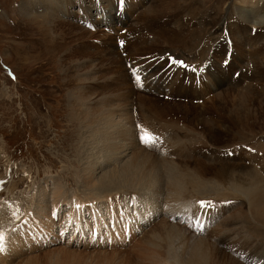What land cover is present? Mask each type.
<instances>
[{"label":"rangeland","instance_id":"374dc122","mask_svg":"<svg viewBox=\"0 0 264 264\" xmlns=\"http://www.w3.org/2000/svg\"><path fill=\"white\" fill-rule=\"evenodd\" d=\"M28 1L32 0H0V211H2L0 212V241L2 245L4 244L5 247H8V255L12 253L9 249L12 245L22 253L13 256L10 259L8 258L9 260L7 261V264H28V262L33 264H144V261L146 264V258L139 257L143 256L140 252L143 248L138 245L139 241H137L139 239L127 247H107L99 249L98 247L88 246L84 241L81 242L82 236L78 235L77 238L73 240L70 239L65 241L67 240L65 238L60 241L57 239L52 240L54 242L49 241L43 245L38 240L33 243L35 240L34 236L31 237V239H28L27 232L29 226L25 229V225H27L28 222V220H26L28 217L27 215L30 214L34 221L32 224H34V226L37 225L35 226L36 229H38V224L41 226L46 225L44 227V232L54 233L58 226L60 227L62 225V220L64 223V217L69 218V215L72 213L73 221L71 223H74L77 220V223H75L77 229L78 225L83 229L85 225L92 223L94 219L100 220L105 217L107 209H110L111 206H113L119 214L121 210H123L121 207L124 209L127 208V206L130 207L131 203L129 202L128 204L124 202V199L127 198L128 200L137 203L146 199L142 195L150 198L153 204L157 207L161 205L159 197H156L158 195L148 193L149 190L143 187H133L134 190L128 186H124L121 189L109 188V190L101 188L99 181L106 174L105 171L109 172L110 169H118V165L106 161L105 158H100V156L98 157L97 155L91 154L90 157L85 156L86 152L84 149L86 148L83 143L84 129L81 126L83 124L80 123L79 118L73 111V106L76 101V92L78 90V93H80L79 90H83L85 82V86L90 88L91 92L90 107L93 106V99L95 98H99L98 101L105 99L106 103L110 101H113L112 103L116 102L117 98L116 96L114 97V95H116L117 91L113 79L119 76V73L117 71V73L109 74V69L113 67V70H118L120 67L115 65L109 66L110 68L106 67L107 61L105 59L108 54H111L109 57H116V63H122L124 65L119 58V55L121 54V58H124V56L128 54V52H125L123 46L128 40L127 36H129L132 31L133 26H131V24L134 19L137 22L138 20L139 22L141 21L140 18L142 16L140 17L139 15L141 12L145 13L148 11L151 6L150 0H120V7H116L115 0H82L85 7H91L88 11L86 8H82L81 1H79V3L77 0H61V2L58 3L57 0H48L45 5L40 0H34L40 3L39 7L41 6V9L37 7L38 11L32 12L34 13L32 15L28 13L30 10L27 8L26 10L23 9L25 2ZM196 2L197 5H194L196 8L195 16L193 15L194 17L189 19L190 21L186 20L184 23L186 25L188 22L189 25L187 28L192 29L189 31V37L192 39L193 44L195 43L194 46L196 44L198 45L197 52H200L204 46H207L210 48V55L206 57L208 53H203V56L197 57L195 54L196 52L181 47L179 48L180 54L173 57L174 63H179L180 65L185 64L188 68L192 66L189 64L196 61L190 71L193 73L192 77L203 78V80L206 81L205 88L200 86V81H198L199 78L198 80L195 78L194 86L196 87L192 89L189 88L190 85L186 86L189 90L188 94H178L174 91L171 93L169 89H166L167 91L162 93L161 90L155 88V86L150 83L147 87L146 84L142 85L137 92H147L149 96H153L156 101H160V104L158 105L159 107H157L158 111H154L153 115L155 116L161 114L163 110V108L160 109L161 107L169 106L168 108L172 109L175 104L180 103L187 106H193L194 109L197 107V109H195L196 112L200 114L204 113V118L206 120H215L214 122H216L217 125H223L226 123L225 125L230 126L233 129L229 132H225L227 135L228 133L231 134L230 138L226 137L225 139L226 141L228 140L227 142L232 141L233 145L229 148L219 149V151L222 152L221 158L225 161L221 162L226 165L230 164L234 167H238L233 170V172H237L236 178L247 176L246 174L251 167H255V170L261 172V176L264 177V92L260 89V91L263 92L262 95L258 94V96L254 94L255 104H252L254 102L248 100L246 107L242 108L238 106L235 107L232 105L233 103H230L229 105L231 106L228 108L231 110H229L225 108V105L222 106L218 101L220 100V95H224V92L230 88L229 85H234L229 77L231 74L228 72V70L231 69L226 70L228 75L227 85L224 84L221 87L214 83L210 86L207 78L203 75L207 74L208 71L205 73L200 70V63L212 67V56L218 52H223L224 49L225 51H228L230 49L228 47L229 45L234 48V43L236 42L233 38L224 42L221 37L215 43L213 41L208 42V35H206L208 30H206V28L200 29L198 26L202 23H206L205 20H207V18L210 21L211 19L213 20V18L217 19L221 16L220 14L226 15L228 13L227 11L230 12V7H232L231 4H234V2L233 0H196ZM109 3H112V7L114 6V12L106 11V6ZM183 4V2L180 4L178 3V6L182 8ZM130 6H134L135 9L137 8L136 12H134V9H131ZM45 7H48L49 9H51V7H57L62 13L55 10L52 14H56L57 17L48 22V19H45V17L47 18L48 13L47 11H43V8ZM64 7H68V10H70L71 13L65 15ZM125 11H129L127 19L124 16ZM84 13L87 14L86 17H83ZM119 15H122L119 17L121 22L117 17ZM137 17H139V19ZM236 18H240L238 12H235V22L237 21ZM66 20H69V24L76 25L80 28L78 30L72 29V31H68V22ZM199 21H201V23H199ZM50 22L53 24L51 25ZM87 23H90L91 27L87 26ZM229 24L231 25L232 22ZM147 25V23L142 24V26L147 27L148 31L150 30V32L147 33L150 38H145L147 42L145 39L141 40L137 38V45L143 46L144 48L145 46L150 47L146 52L151 55L160 48V45L151 46L152 44H149L154 43V35L151 30L154 26L157 27L155 21L154 23H151V25H148L150 28L153 27L152 29ZM172 27H176V25L173 24ZM253 30L255 31V29ZM184 31H186L185 26ZM254 31H252V37L255 33ZM139 42H141L142 45ZM226 42L229 44L227 45V48ZM261 45H257V48L260 47L261 52L264 53ZM246 47L244 49L247 54L246 59L241 60L240 63L237 64L242 63V66H247V68L243 69V73H246V71L252 73L251 69H253L255 75L264 79L263 71L256 68L258 64L251 60V62H249L250 58L248 55L253 53L255 49H250L252 48L251 46ZM232 51L234 52V50ZM115 52H118L117 55ZM150 55H147L146 57L148 58ZM181 55L186 56V59L182 60L180 57ZM178 58L180 60H178ZM209 58L211 59V62L209 61ZM68 62H70L71 65H69ZM231 63V60L226 62V59L222 62L224 66L231 65ZM81 66L86 69H83ZM67 68L70 69V74ZM201 69H203V67ZM208 70L210 71V69ZM212 70H214L213 67ZM241 73L242 72H238L239 75L234 81L240 82L239 78ZM72 76L74 77L72 78ZM74 79L78 80L77 84L72 83ZM186 80L187 78H185L184 81ZM245 80L246 82L243 81L238 90V92H240L239 95L243 93L241 96H249L250 94L248 93L252 90V86L254 89H258V86L264 88V81H261L260 83V81L254 82L248 79V82L247 79ZM184 83L187 84L186 82ZM74 84H76V86ZM247 88H249L248 91ZM119 94V96H121L120 92ZM136 96L139 100V96L135 93L132 95L133 98L131 97V102L128 101V104L131 103L132 106L130 107L132 109L130 108L131 117L128 116L127 120H129V117L132 119L131 122L133 123L131 124L135 131V126L143 127V124H146L145 126L151 128L153 133L156 132L154 124H158V122L150 117L152 116L151 114L148 116L141 114L142 112H140L139 104L134 100ZM178 100H182L183 102ZM98 101L95 102V104L98 103ZM187 106L185 107L190 108ZM223 107L227 111H225ZM228 111L230 114H228ZM240 111L244 114L249 113L246 115L250 120L247 119L249 122H247L246 125L244 124L243 126L238 127L234 120L237 119L236 116L238 113L239 115L241 114ZM183 112L184 110L179 111L174 119H172L171 116H168L167 121L170 120L175 122V120L181 115L180 113ZM142 115L144 116L145 121L141 119ZM183 118L185 117H181L179 120H182ZM137 119L140 120L141 124L138 123L139 121ZM198 121L201 123L200 119H198ZM181 124L182 121L180 122V125ZM250 124L252 126H250ZM190 127L195 128L196 126H191L188 123L189 130L191 129ZM244 127L248 128L245 129ZM201 128H203V126L198 125L197 129L201 130ZM154 135L157 134L154 133ZM215 135L216 132L215 134H212V137ZM226 145L229 146L230 144ZM135 151L140 152L143 150L137 148ZM162 151L163 150L160 151L161 154L156 158L164 162H167L168 159L171 163L172 161H170V158L173 156L169 154L168 151ZM146 153L154 156L152 152ZM192 153L196 155L194 150H191L189 155ZM203 153H208V151L204 150ZM193 154L190 155V158L188 157V159H190L189 161H191V157L194 156ZM95 156L96 158L98 157L97 159L99 162ZM130 157L131 155L126 156V158L124 157L121 164L124 165V163L129 162ZM193 158V161L197 159L196 157ZM221 158L218 157V159ZM182 160H184L183 165L179 164L178 166L186 165L192 170L195 169V171H199V169L202 168V163L201 167H199V162H189L191 165H187L188 160L181 158V161ZM197 160L212 163L214 171L215 168L219 169L221 167L222 169L223 165H225L223 163V165L216 163L218 161L213 162L212 157L209 159L210 161L208 159ZM160 161L157 163H160ZM94 164H97L95 168H93ZM88 166L92 169V173L93 169L95 170L93 178L95 181H98V184L96 182L93 183L96 185L94 186L95 188H91L93 185L91 182L89 183L90 176L87 175L88 172L86 171ZM120 166L121 165H119V167ZM160 168L161 169L159 170L162 172L160 174H163L164 176L166 175V177L169 172H171L169 171V164H165L163 168ZM170 168L172 169L171 165ZM230 170L231 169H229V171ZM165 172H168V174ZM206 176L207 175L203 177ZM166 177L164 178L166 179ZM207 178L213 180L214 177L208 176ZM244 178L245 181H247H244V183L249 184L250 182L247 177ZM60 182L61 185L59 184ZM56 187L59 188V191L65 193L64 197H59L60 202L59 200H55L57 199V197L55 198L57 191L54 192L57 190ZM42 189H44L43 192ZM128 191L135 193L139 191L140 194L142 193V198L137 196L138 194L130 193ZM163 191L164 190H162V192ZM132 197H135V200ZM246 204L247 200L243 198L237 200L230 199L226 206H224L227 209L228 206H231L230 209L228 211L227 209H223L224 211L218 216L219 221L216 219L218 225H221L223 220H227L229 215L236 212V207H238V205L239 207L241 205L242 210H245L243 212H246L248 209ZM58 209H60V211ZM42 215L44 216L41 218ZM260 217L263 218L260 219L259 223L253 218L249 217L250 219H246V217L243 216V218L239 220L238 225V227L250 237H258L256 239L261 248L258 252L259 257L257 259L260 261L256 264H264V259H261V257L264 256V215ZM51 222L54 225L57 224V228H55L56 225L53 226ZM250 224H255L254 227L256 228L251 229L249 227ZM259 228L262 231L261 236L260 234L257 236ZM86 230L85 235L87 234ZM16 235H18V237H15ZM200 236L205 237V235ZM221 236L223 237V235H220L218 238L220 237L221 239ZM232 237V239H230L229 236L226 237V235H224L222 241L223 243L226 241L225 246L218 243L215 248L218 249L217 246H219V251L221 249L220 252H225L227 255L230 254V257L235 255V258L237 259H234L238 260V254L231 253L230 250L226 249L229 241L230 245L238 239L234 238V236ZM16 238H21L20 242L22 244L26 240H29V242L26 243L25 247L19 248L18 242L15 241ZM227 239H229V241ZM75 240L76 242L81 243V245L78 243V245L74 244L73 246L72 243L75 242ZM210 240L211 238L209 237L206 241H203V243H208ZM257 242H252V247L255 248ZM136 247L140 248L138 249ZM2 258L7 259L6 253L2 254ZM141 261L142 263H140ZM242 263L246 264L243 261ZM147 264H150V262H147Z\"/></svg>","mask_w":264,"mask_h":264},{"label":"bare ground","instance_id":"6f19581e","mask_svg":"<svg viewBox=\"0 0 264 264\" xmlns=\"http://www.w3.org/2000/svg\"><path fill=\"white\" fill-rule=\"evenodd\" d=\"M40 1H42V3H44L45 5L47 4L48 0H40ZM79 1H81L82 3L81 7L86 8L87 11L88 9L91 8V7H85L82 0H77V2ZM58 2H61V0H57V3ZM181 2L184 3L182 5L183 6L182 8L178 6V3L180 4ZM233 2L234 4H231L232 7H230V12L227 11L228 13L226 15L220 14L221 16H219L217 19L213 18V20L211 19L210 21L207 18V20H205L206 23L204 24L202 23L200 26H198L200 29L206 28V30H208L206 33V35H208L207 37L208 42L213 41L215 43L216 41L219 40L220 37L224 40V42L230 38H233L234 41L236 42V43L233 42L234 48L230 47L228 42H226V48L227 45H229L228 47L230 49L228 51L227 50L225 51L224 49L225 53L224 51L218 52L216 54L214 53L215 55L212 56V62H213L212 67L214 68V70H212L211 66H207L199 62L201 72L203 71L207 73L208 71L207 74H203V75H205V78H207L210 86L212 83L216 84L219 87L223 86L224 84L227 85L228 75L226 70L231 69L228 70V72L231 74L229 77L232 81V84L234 85L233 86L229 85L230 88L227 87L228 89L224 92V95H220V100L218 99L219 100L218 102L222 106L225 105V108L227 109H229L228 107L231 106L229 105L230 103H233L232 105H234L235 107L237 106L242 108L246 107V105L248 104V100L252 102L255 101L254 94L262 95V93L264 92L263 87L258 86V89L257 88L254 89V87L252 86V90L249 91L248 93L250 94L249 96L246 97L241 96L243 93L239 95L240 92H238V90L240 89L243 81L246 82L245 79H247V81L249 79L250 81H254V82L260 81V83L261 81L263 82L264 79L261 78L260 76L255 75L254 74L255 71L253 69H251L252 73H249V71L243 73V69L247 68V66H242V63L237 64L240 63L241 60L246 59L247 54H246V50H244L245 47L251 46L252 48L250 49H255V50L251 54L248 53L249 54L248 56L250 58L249 62L254 61L255 63H257L258 66L256 68L262 70L264 74V53L261 52L260 47L257 48V45L260 46L262 44L261 46L264 51V0H233ZM112 3H109L110 5L107 4L106 6L107 12L115 11L114 6L112 7ZM196 3H197L196 0H150L151 6L149 7L148 11H146L145 13L141 12L139 15L140 17L141 16L143 17L140 18L141 21L139 22L138 20L137 22L134 19V21L131 24V26H133L132 31L130 35L127 36L128 40L123 46L125 48V52L126 53L128 52V54L124 53L126 54L124 58H121L122 57L120 56L121 54L120 55L118 54L119 58L124 63V65L122 63L121 64L116 63L115 62L116 57L113 58L109 57L111 56V54H108L107 58L105 59L107 61L106 67L113 65L120 67L118 70H113V67L112 68L109 67L110 68L109 74L115 72L117 73V71L119 73V76L113 79L117 91L116 95H114V97L116 96L117 98L116 102L112 103L113 101L112 102L110 101L106 103L105 99H101L100 101H98L99 98L98 99L95 98L93 99V106L90 107L91 92H90V88L85 86L86 83L85 82L83 85V90H79L80 93H78V90L76 92L75 95L76 101L73 106V111L76 113V116L79 118L80 123L83 124L81 125L84 129L83 139L85 140V142L83 140V143L86 149L84 148L82 149H84L86 152L85 156L90 157L91 154L97 155L98 157L100 156V158H105L106 161H110L111 163L118 165V169L114 168L113 170L110 169L109 172L105 171L106 174L99 181L101 188L109 190V188L121 189L124 186L131 187L132 189L133 187L134 188L143 187L149 190L148 193H151L152 195H158L156 197H159L161 205L157 207L155 204H153L150 198L146 197L145 195H142V193L140 194L139 191H137V193L128 191L130 193L138 194L137 196L141 197L142 195L144 198H146V199L143 198L144 200H141L137 203L133 202L134 204L137 205H141L142 203L148 204L152 206V211L156 215L160 214L159 218H157V220L153 224L144 228L143 233L140 236L135 237L133 240L135 241L139 239L137 240L139 241L138 245H140V247L143 248L140 250L141 255H143V256H139L140 258L145 257L147 262H150V264H243L242 261L245 262L246 264H256L260 261V260L258 261L257 259L259 257L258 252L260 251L261 248L259 247V242H257L256 239L258 237L256 236L250 237L247 233L242 231L241 228L238 227V225H239V220H241L243 216L246 217V219H248L249 217L253 218L259 223H260V219L263 218L260 216L264 215V177L261 176L262 175L261 172H257L255 170V167L254 168L248 167L249 172L246 174L247 176H243V177L240 176L236 178L237 172H233V170L234 168L237 169L238 167L237 166L234 167L233 165H230L228 163H227L228 165H226L225 163L221 162L224 160L221 158L222 152L219 151V149L232 147L233 145L232 141L227 142L228 140L226 141L225 139L226 137L230 138L231 134L228 133L227 135L225 132L226 131L229 132L233 128L225 125L226 123L223 125L220 124L221 125L220 126L219 124L217 125L216 122H214L215 120L214 121H211L210 119L206 120L204 118V113L200 114L196 112L195 109H197V107L194 109L193 106H187L180 103L175 104V106L172 109L168 108L169 106L166 107L163 105L164 107L160 108V109L163 108L161 114L155 116L153 114L154 111L155 112L158 111L157 107H159L158 105L160 104V101H156L155 98L151 95L149 96L147 92L146 93L137 92L142 85L149 83L153 84L155 88L161 90L162 93L166 92L167 91L166 89H169L171 93H173L174 91L175 93L178 94L179 93L188 94L189 90L187 89L188 87L186 86L190 85L189 88L192 89L196 87L194 86L195 78L198 80L199 77H195V78L192 77L193 73L192 71H190L191 67L193 66V64H195L196 61L194 63L189 64L192 66L188 68V66L185 64L180 65L179 63H174V57H173L180 54L179 48L181 47L190 49L192 52H196L195 54L197 57L203 56V53L204 54L208 53L206 57L210 55L209 53L210 48L207 46H204L200 52H197L198 45L196 44L194 46L195 43L193 44L192 39L189 37V31H191L192 29L187 28V26L189 25L188 22L186 23V25L184 23L186 20H189L195 16L194 14L196 8L194 5H197ZM39 5H40L39 2L32 0L25 2V6L23 7V9L26 10L27 8L28 10L31 11V12L29 11L28 13L32 15L34 14L32 12L38 11L37 7H39ZM130 8L134 9V12H136L137 10V8L135 9L134 6H130ZM39 9H41V6L39 7ZM64 9H65L64 10L65 15L71 13V11L68 10V7H64ZM55 10H57V12L62 13V11L58 10L57 7H51V9H49L48 7L43 8V11H47L48 13L47 18L44 16L46 20L48 19L47 20L48 22L49 20H54L57 17L56 14H52L54 13ZM129 11H125L124 16L126 19L129 16ZM235 12H238L240 15V18H236L237 19L236 22L234 21ZM86 16L87 14L84 13L83 17ZM137 18L139 19V17ZM66 21L68 22L67 23V27L69 29L68 31H72V29L78 30L80 28L77 27L76 25L69 24V20ZM154 21L157 27L154 26V28L152 27L153 28L152 29L148 25L149 24L151 25V23H154ZM231 22L232 24L230 25L229 23ZM50 23L51 25L53 24L52 22ZM145 23H147L148 24L147 26L150 29H152L151 32H153L152 34L154 35V43H149V44L150 45L152 44L151 46L160 45V48L157 49L151 55L146 52V50H148L150 47L145 46L144 48L143 46L137 45V38L143 40L149 37L147 33L150 32V30L148 31L147 27L142 26V24ZM199 23H201V21H199ZM173 24L176 25V27H172ZM184 26L186 31H184ZM253 29H255V31ZM252 31L255 32L253 34V37L251 36ZM139 43L141 44V42ZM232 50H234V52ZM117 53L115 52L116 55ZM261 53L263 54V56ZM85 55L88 56L87 54ZM147 55H150V57L147 58L146 57ZM180 57L182 58V60L186 59V56L184 55H181ZM225 59L226 62L228 60H231L232 62L231 65L224 66L222 62H224ZM178 60L180 59L178 58ZM209 61L211 62L210 58ZM68 64L71 65L70 62H68ZM81 67L83 69H86L83 66ZM202 67L203 69H201ZM208 69H210V71ZM67 70L70 74L71 72L70 69L67 68ZM238 72L243 73V76L242 73L240 74V78L242 79L241 80L239 78L240 82L234 81V79H236L234 78V75ZM73 77L74 76H72V78ZM185 78H187L186 81H184ZM198 81H200L199 82L200 86L205 88L206 81H204L203 78H199ZM77 82L78 80L74 79L72 83L77 84ZM184 82H186L187 84H185ZM76 84L74 85L76 86ZM147 86L149 85H146V87ZM263 86H264V82H263ZM248 89L249 88H247V91ZM260 89L263 92L260 91ZM134 91L139 96V100L137 96L134 100L139 104L141 110L140 112H142L141 114H144L145 116L151 114L152 116L150 117L158 122V124L157 123L154 124L156 130V132L154 133H156L157 135H154L152 129L148 128V126L147 127L145 126L146 124L145 125L143 124V127L135 126L136 131L134 130L131 124L133 123L131 122L132 119H130L131 117L130 106L132 105L131 103L128 104V101L131 102V99L133 98L132 95L135 94ZM119 92L121 93V96H119L120 95ZM97 101L98 103L95 104V102ZM178 101L183 102L182 100H178ZM252 104H255V102ZM185 106L190 108H186ZM181 110L182 111L184 110V112L180 113L181 115L175 120V122L170 120L167 121L168 116H171V118L174 119L177 116V113H179V111ZM219 110H220V106H219ZM240 112H241L240 115L239 113L237 116L235 115L237 119L234 120L235 124L238 127H241L244 124L246 125V123L249 122L247 120L249 119V117L246 115L249 113L244 114L242 113V111ZM228 114H230L229 111ZM128 116H130L129 120H127ZM181 117H185V118L179 120V118ZM141 119L145 121L143 115ZM198 119L201 120V123L198 121ZM137 120L139 121L138 123L141 124L140 120L139 119ZM181 121H182L181 124L182 126L180 125ZM188 123L191 126H196V127L195 128L190 127L191 129L189 130ZM198 125L203 126V128H201V130H198L197 129ZM250 126L252 125L250 124ZM215 132L216 135L212 137V134L213 133L215 134ZM146 135L149 137V139L155 138L157 140V143L154 145L151 144L146 145L141 139ZM226 144H230V145L228 146ZM137 148L143 151L140 152L135 151ZM199 148L201 151L199 150ZM161 150H163L162 152L168 151L169 154L173 156L170 158L171 159L170 161H172L171 163L169 162L168 159L167 162H164L156 158L159 156V154H161L160 153ZM191 150H194L196 155H194L193 154L194 152L192 151L193 152L192 154L194 156H192L191 161H189L190 159H188V157L190 158V155H192V154L189 155ZM204 150H207L208 153H203ZM146 152H152L154 156L149 155ZM129 155H131V157L129 158L130 161L129 162L126 161L127 163H124V165L121 164L123 158L124 157L126 158V156ZM217 156L221 159H218ZM193 157H196L197 159H201V160L203 159L209 160L212 157L213 162L218 161L216 163L218 164L223 163L225 165L222 164L223 165L222 169L221 167L219 169L215 168L214 171L212 163L202 162L197 159L193 161L194 159ZM181 158L188 160L187 165H191L192 162H197V163L199 162L198 163L199 167H201V163H202V168L201 169L198 168L199 171H195V169L192 170L190 169L189 166L186 165L178 166L179 164L183 165L184 160L181 161ZM158 161H160V163H157ZM189 162L191 163L189 164ZM165 164H169V171H171L169 172L170 175L168 174V172L167 173L165 172L166 174H168L167 177L166 175L164 176L162 174L164 177H166V179L160 174L162 172H160L159 170L161 169L160 167L163 168ZM119 165L121 166L119 167ZM170 165L172 169L170 168ZM96 166L97 164H94L93 168H95ZM229 169L231 170L229 171ZM86 171L88 172L87 175L90 176L89 183L91 182L93 185L92 187L91 186L90 187L93 188L94 186H96L93 183L96 182L98 184V181H95V179L93 178L95 170L93 169V173H92V169L88 166L86 168ZM205 175L207 176L203 177ZM208 176L214 177L213 180L207 178ZM244 177H247L248 181L250 182L249 184L244 183L245 181ZM59 184L61 185V182ZM56 189L57 190H55L54 192L57 191L56 192L57 194H55L56 195L55 198L57 197V199L55 200L57 201L59 200V197L62 196L64 197L65 193L59 191V188L57 187ZM43 190L44 189H42V192ZM162 190L164 191L162 192ZM132 198L135 200V197ZM239 198L240 199L243 198L247 200L246 205L248 206V209L246 210V212H243L245 210H242L241 205L240 207L239 205L238 207L235 206L237 209L236 212L232 210L234 213L229 215L227 220L224 221L222 219L223 223L221 225H218L219 220L216 221V218L222 213V211H224L223 209H227L224 206H226V204L229 202L230 199L237 200ZM230 207L231 206H228L227 211L230 209ZM121 209H123L121 210V212L126 211L128 209L129 214H131V210L129 206H127V208L125 209L121 207ZM58 210L60 211V209ZM140 212H142V210H140ZM27 216L28 217L26 218V220H28V222L27 225H25V229H27L29 226V230L27 232L28 239H31V237L34 236L35 240L33 241V243L37 242V240L41 243L39 238L41 236V232L45 231L44 227L46 225L41 226L38 224L37 227L39 229L38 230L35 228V226L37 225L34 226V224H32L34 222L32 219L33 217L30 214H28ZM43 216L44 215H42L41 218ZM69 216H70L69 222L71 223L73 221L72 213ZM55 225H56L55 228H57V224ZM55 225L53 224V226ZM254 226L255 224L249 225L251 229L256 228ZM78 228L81 227H79L78 225ZM261 232L262 231L259 228V232L257 233V236L258 234H260L261 236ZM200 235H205V237H202ZM220 235H223V237L224 235H226V237L229 236L230 239L233 238L232 236H234V238H238L236 239L238 241L234 239L235 240L234 243L230 245H229L230 241L229 239H227L229 243H228V247L226 248L230 250L231 253H234L236 255L238 254L239 255L238 260H235L237 259L235 258V255H232L230 257L229 256L230 254L227 255V253L225 252H220L221 249L219 251V246H217L218 249L215 248V246L218 243H221L225 246L226 241L225 243H223L222 241L224 238L222 236L221 237L223 239L222 238L220 239V237L218 238V236ZM15 237H18V235H16ZM209 237L211 238V240L208 243H203V241H206V239H208ZM20 240L21 238L20 239L16 238L15 240L18 242L19 248L25 247L26 243L29 242V240H26L22 244ZM254 241L257 242L255 248L252 247V242ZM74 244L75 243H73V246ZM9 249L10 252H12L10 255H8L9 252L8 247H5L4 244L2 245L0 241V264H7V261L10 258H12L15 255L22 254L17 250V248H14L13 245L10 246ZM136 252L135 254L137 255ZM5 253L7 259L2 258V254ZM261 259H264V256H262ZM142 261L140 263H142ZM28 264H33V263L28 262Z\"/></svg>","mask_w":264,"mask_h":264},{"label":"snow or ice","instance_id":"6c2138e0","mask_svg":"<svg viewBox=\"0 0 264 264\" xmlns=\"http://www.w3.org/2000/svg\"><path fill=\"white\" fill-rule=\"evenodd\" d=\"M141 139L146 145H150L152 143V141L154 140V138H151V140H150L147 135L142 137Z\"/></svg>","mask_w":264,"mask_h":264}]
</instances>
